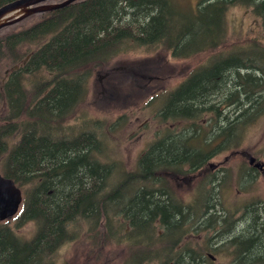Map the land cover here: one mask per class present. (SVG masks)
Listing matches in <instances>:
<instances>
[{
	"label": "trees",
	"instance_id": "16d2710c",
	"mask_svg": "<svg viewBox=\"0 0 264 264\" xmlns=\"http://www.w3.org/2000/svg\"><path fill=\"white\" fill-rule=\"evenodd\" d=\"M10 1L13 0H0V6ZM59 1L62 0L49 2ZM244 6L250 7L259 19L262 40L251 35H230L227 12ZM133 47H161L177 59L200 55L201 61H213L214 65L200 66L199 73L182 82L170 97L181 98L172 102L183 110L182 115L167 118L187 122L182 131L175 134L176 130L166 129L160 149L151 155L145 150L137 159L135 171H128L116 168L114 161L104 160V141L100 132L92 128L93 121L85 118L79 128L70 122L75 120L85 97L87 70L106 65ZM222 77L224 86L215 81ZM51 78L52 87L42 95L30 96L26 92L33 82L47 84ZM230 78L233 109L226 125L218 126L213 116L218 126L213 131L205 125H195L208 110L218 117V102L206 109L202 101L211 93L217 96L216 88H226ZM0 94L10 110L11 102L15 104L14 111L0 123V172L24 194L18 215L0 221V264H51L55 250L75 237L69 231L70 224L81 218L93 225L92 234L102 230L107 245L115 213H126L117 208L116 195L120 193L123 198L125 193L120 189L129 184H135L138 192L147 187L151 179L149 156L168 161L210 155L212 151L207 153V148L212 141L219 138L218 144L224 146L229 130L234 137L264 110V0H197L194 6H185L180 0H77L60 9L30 15L0 29ZM224 95L223 92L221 96ZM195 102L200 109L192 113ZM16 132L11 140L9 137ZM169 163L161 166L166 168ZM152 166L154 171L160 169L156 162ZM118 175L121 180L117 183ZM148 206L144 196L131 201L133 217L146 216ZM190 210L191 206L173 207L168 203L165 243L162 245V238L158 240L166 253L157 257V264L209 261L188 246L189 241L181 243L186 231L197 224L200 231L210 229L206 208L198 217H192ZM27 221L36 227L31 237L23 239L15 229ZM130 226L122 233L127 241L144 240L132 222ZM245 240L253 251L264 250L258 249L260 241L252 234L250 240ZM139 242L132 250L135 254L130 256L129 251L125 256L126 262L147 264L137 250L153 244Z\"/></svg>",
	"mask_w": 264,
	"mask_h": 264
},
{
	"label": "rangeland",
	"instance_id": "374dc122",
	"mask_svg": "<svg viewBox=\"0 0 264 264\" xmlns=\"http://www.w3.org/2000/svg\"><path fill=\"white\" fill-rule=\"evenodd\" d=\"M180 2L185 6H194L197 0H180ZM226 20L231 36L251 35L262 40L261 23L252 13L250 7L231 8L227 12ZM177 30L178 28L175 33H177ZM190 45L193 44L190 43ZM200 57V55H195L191 58L177 59L171 57L169 53H165L161 47L125 49L121 55L116 56L108 64L94 66L87 70L89 82L86 83L85 97L80 104L81 108L77 112L75 120L71 121L70 125L79 128L81 127L79 126L80 122L85 118L93 121L95 125H92V128H96L100 132L104 141V148L101 152L104 160L114 161L116 168L121 170L135 171L137 159L149 146L151 135L154 132L159 131V129L162 132L166 129L174 132L187 124V122L176 121L173 118L159 123L154 118L157 112L156 106L148 107L146 104L147 93L150 89L165 85L164 82L172 87L183 79L193 78L195 74L199 73L200 66L214 65L213 61H201ZM188 72L190 74L186 75ZM4 74L6 75L7 71ZM40 83L42 82H37L35 85L38 86ZM34 87L36 86L25 88L30 96L36 94ZM226 89L229 88L226 87ZM224 91L225 88L223 87L220 91L221 95ZM220 93L217 94L221 100ZM1 97L3 95L0 94V123L3 119L9 117L10 111L13 112L15 107L14 102H11L12 108L10 110ZM208 97L207 103H209V100L211 103L216 102L218 99L214 98L212 93ZM218 107L219 116L217 118L211 112L210 116L202 115L199 117L195 121V125L202 124L207 128V126L212 125L213 117L218 122V118L222 117L225 108L224 103H220ZM210 133L205 134L207 139L210 137ZM16 135L17 132L9 138L14 140ZM226 140L228 146L218 144L219 138L212 141L210 143L211 147L210 145L207 146V153L212 151L207 158L208 161L213 163H220L219 165L223 167L217 174L227 172V177L224 176L223 179L216 177V179L212 178L211 181L207 171L201 165L196 167V170L189 169L188 173L183 171L184 176H177L181 173L176 175L161 174L165 187L170 189L185 206H189L190 203L193 204L194 193H197L198 199L195 210L198 213L203 205L214 200H216V203L218 202L217 205L215 204L214 209L217 216L224 213L225 209H229L228 207L233 209L241 201L243 202V200L238 202L241 196L236 190L237 188L242 190L241 187L247 185L241 184L238 187L235 174L239 175L246 171V156H253L260 163H264V110L250 125L244 126L235 133L234 137L229 130ZM235 142L236 145H234ZM120 180L121 176L118 175L116 182L118 183ZM219 183L221 184L220 188H218ZM212 187H217L218 190L215 195L209 198L206 190ZM249 187L254 190L258 189V193L264 196V175L261 174L257 179L255 178ZM120 191L125 194L117 202L119 210L137 192L135 191V184H129ZM237 213L239 215L240 212ZM115 215L114 221H112V235L108 239L109 243L107 245H104L102 230L97 229L95 234H92L91 227L93 225L86 220L81 218L70 224L69 231L75 237L55 250L51 264H125L127 260L125 256L129 251L131 252L130 256L135 254L132 253V250L137 249V244L140 245L139 241H143V244H153L154 247L147 248V245H145L137 251L139 255H144V253L152 255L153 261L152 258L145 259L147 264H157V257L162 258L166 253V249L160 247L158 241L160 239L158 235L160 228L156 226L155 221L148 226L147 236L144 237V240L130 239L127 241L125 235L122 234L124 230H127L124 216L123 214L120 215L119 212ZM234 216H236V212L232 213V217ZM35 227L34 222L27 221L21 227L15 229V232L21 238L28 239L34 233ZM199 229L197 224L192 229L193 231H186L187 234L181 238V243L189 241L188 246H193L196 252L206 257H208V253L216 257L215 261L210 260L208 257L209 261L205 264H237V261L234 260L233 249L229 245L226 246L221 241L211 242L209 239L212 236V230L200 231ZM164 243L165 240H162V245ZM178 247L179 245H177ZM126 264H133V261H128Z\"/></svg>",
	"mask_w": 264,
	"mask_h": 264
},
{
	"label": "flooded vegetation",
	"instance_id": "af4514ba",
	"mask_svg": "<svg viewBox=\"0 0 264 264\" xmlns=\"http://www.w3.org/2000/svg\"><path fill=\"white\" fill-rule=\"evenodd\" d=\"M187 79L181 80L180 83H176V85L169 87V84L166 82L165 85H161L158 88L150 89L147 93L146 97V104L148 107H152L153 105L156 106L157 112L154 115V118L161 123L162 121H169L167 118L168 115H182L183 110H180L178 108L174 107V104L181 98H178L176 96L174 99L176 100L175 103L172 102L174 99H170L172 93L177 91L180 88V84L182 82H185ZM53 79H49L47 84H41L37 87L36 93L38 96L42 95V93L48 89L49 87H52ZM151 87V86H150ZM149 87V88H150ZM222 87H217L216 90L217 93H220L222 90ZM229 90L225 88L224 93L226 94ZM221 95V93H220ZM210 96V95H208ZM207 96V99L202 101V108L206 109H212L215 102H211L209 100V103H207L209 97ZM214 98H218L217 102L218 104L221 103V100L219 99V96L217 94L214 95ZM180 101V100H179ZM200 109V104L192 103V110L197 111ZM209 112L203 113V115L210 116V110ZM225 111V108H224ZM223 111V112H224ZM218 116H219V110H218ZM230 118V117H229ZM177 121V120H176ZM166 123V122H165ZM212 124V123H211ZM226 122H224V125ZM218 126L223 125L220 121V118H218L217 122ZM216 126V127H218ZM208 129L210 128L212 131L215 127V124L213 123L210 126H207ZM182 129L179 128V130H176L174 133L178 134V132H181ZM154 135V137H153ZM164 132H162L160 129L157 130L151 135V142L149 146L147 147L146 151L151 155V153L154 150H159L162 144L165 142L164 140ZM182 146V144H181ZM225 146H228L225 144ZM198 153V151H197ZM207 156H199L196 154L192 157H177L175 159H168V161H159L156 158H153L149 156L148 159V169L149 177L151 176V179L147 182V187L142 190V192L134 193L132 196L133 198H129L127 201L128 203L122 207V209H125V216H124V222L127 220L128 223L126 224L127 232L129 230L130 223L132 222L134 229L140 234V237L144 238L147 236V229L148 226L151 224V222L156 223V226L160 228L159 236L160 238H164L166 236V225H167V217L165 216V210L168 208V203L170 202L173 207L176 206H184L183 202H180V199L175 197V194L171 192L170 189L165 187L163 179L161 177V174L167 173L170 175H176L177 176H184L185 174L183 171H186L187 173L190 170H196V167L202 166L205 171H207L209 179L212 181L213 179H223L224 176L227 177V172L219 173L218 171L222 169L223 166H220V163H213L211 161H208ZM249 156H246L247 163L245 166L244 172L240 173L239 175L235 174V180L237 181L238 187L240 185H244L246 187L237 188V193L240 194L241 198L238 200L241 201L240 204H235L236 207L231 209H225L226 211L220 215L217 216V213H215V207L217 205L216 200L211 203H207L202 206L203 210L204 208L207 209L208 216L206 217L210 222V229L212 230V236L209 239L211 242H220L225 243L226 246H230L233 249L234 252V260L237 261V264H264V250L261 252L253 251V246L246 243L245 238H248L250 240L251 234L252 236H255L261 244V247H258V249L264 248V196L261 193H258V189L254 190L249 187L251 182L261 174L264 175V163L262 168H258L256 165L258 164V161L255 157V160L252 163L248 162ZM185 161V162H182ZM188 161H191L188 162ZM153 162H156L159 164V168L154 171V168L152 166ZM164 162V163H162ZM167 164L166 168L162 167V164ZM262 163V162H261ZM153 169V170H152ZM164 169V170H161ZM213 178V179H212ZM239 182V183H238ZM220 183L219 187L220 188ZM217 187H212L206 190V192L209 194V198H211L213 195H215V192L218 190ZM136 191V190H135ZM214 192V193H213ZM244 193V195H242ZM139 196H144V201L147 204H150V206L147 207V215L143 218H134L133 214L131 213V201L135 200ZM194 200L193 204H189L191 206L192 210L191 215L192 217H198V212L195 210V205L197 204V193H194ZM120 199V197H119ZM216 204V205H215ZM222 204V203H221ZM152 206V207H151ZM121 209V210H122ZM200 210V211H201ZM236 212V216L232 217V213ZM237 212H240L239 215ZM120 213V212H119ZM168 214V213H167ZM238 215V216H237ZM129 218V219H128ZM146 221V223H145ZM137 223L141 225V227L137 226ZM144 223L147 225L145 229H142V226ZM196 224V222H195ZM246 236L245 238L243 236ZM164 240V239H163ZM216 247V245H215ZM257 249V250H258ZM144 259L148 258L149 255H146L144 253ZM210 260L215 261L216 257L209 254L207 255ZM207 257V258H208Z\"/></svg>",
	"mask_w": 264,
	"mask_h": 264
},
{
	"label": "water",
	"instance_id": "95a60500",
	"mask_svg": "<svg viewBox=\"0 0 264 264\" xmlns=\"http://www.w3.org/2000/svg\"><path fill=\"white\" fill-rule=\"evenodd\" d=\"M46 1L49 0H13L0 6V29L15 24L32 14L61 8L76 0H63L56 4H47ZM248 161L252 163L254 158L249 156ZM256 166L262 168L261 163ZM21 199L20 189L11 179L0 173V221L17 212Z\"/></svg>",
	"mask_w": 264,
	"mask_h": 264
},
{
	"label": "bare ground",
	"instance_id": "6f19581e",
	"mask_svg": "<svg viewBox=\"0 0 264 264\" xmlns=\"http://www.w3.org/2000/svg\"><path fill=\"white\" fill-rule=\"evenodd\" d=\"M62 2V1H60ZM59 3V2H57ZM56 4V3H55ZM67 6V5H66ZM65 7V6H64ZM63 8V7H61ZM57 9H60V8H57ZM220 76H223V75H220ZM217 83H219V85L221 86H224L223 85V77L218 79V80H215ZM247 81V80H246ZM227 87H229V91L224 95L222 96V99H223V102H224V107H225V111L223 112V114L221 115L222 117H219L220 118V121L222 122V124H224V122H226L228 119H229V116L232 115V109H233V105L231 104V99H232V90L231 88L232 87V82H231V78L229 80V82H227ZM37 95V93H36ZM244 94H242V97H243ZM241 97V98H242ZM244 101V98L242 99V102ZM226 125V124H225ZM116 197L119 199L120 197V193H118L116 195ZM146 223V221H145ZM144 223V225L142 226V229H145L147 227V225ZM137 226L138 227H141V225L139 223H137Z\"/></svg>",
	"mask_w": 264,
	"mask_h": 264
}]
</instances>
